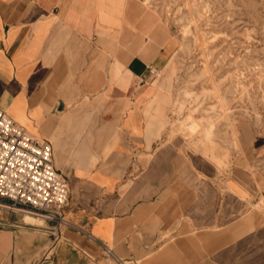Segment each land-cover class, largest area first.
<instances>
[{
  "label": "crops",
  "instance_id": "0c3cea01",
  "mask_svg": "<svg viewBox=\"0 0 264 264\" xmlns=\"http://www.w3.org/2000/svg\"><path fill=\"white\" fill-rule=\"evenodd\" d=\"M173 39L132 0H0V108L69 188L56 239L0 210V264H264V171L169 127Z\"/></svg>",
  "mask_w": 264,
  "mask_h": 264
},
{
  "label": "rangeland",
  "instance_id": "374dc122",
  "mask_svg": "<svg viewBox=\"0 0 264 264\" xmlns=\"http://www.w3.org/2000/svg\"><path fill=\"white\" fill-rule=\"evenodd\" d=\"M132 2L174 36L154 78L172 94L173 134L218 169L264 171V0Z\"/></svg>",
  "mask_w": 264,
  "mask_h": 264
},
{
  "label": "built area",
  "instance_id": "2783aa9c",
  "mask_svg": "<svg viewBox=\"0 0 264 264\" xmlns=\"http://www.w3.org/2000/svg\"><path fill=\"white\" fill-rule=\"evenodd\" d=\"M68 199V184L54 166L51 143L28 134L0 108V210L40 217L56 239L68 223L63 215ZM104 250L112 256L111 248Z\"/></svg>",
  "mask_w": 264,
  "mask_h": 264
},
{
  "label": "bare ground",
  "instance_id": "6f19581e",
  "mask_svg": "<svg viewBox=\"0 0 264 264\" xmlns=\"http://www.w3.org/2000/svg\"><path fill=\"white\" fill-rule=\"evenodd\" d=\"M105 21V20H104ZM102 22V21H101ZM173 64V62H172ZM23 219L26 221V222H30V223H36L38 222V220H40L41 218L40 217H36V216H33V215H30V214H26ZM42 220V219H41Z\"/></svg>",
  "mask_w": 264,
  "mask_h": 264
}]
</instances>
